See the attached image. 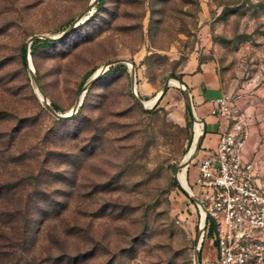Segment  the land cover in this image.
Returning <instances> with one entry per match:
<instances>
[{"label": "rangeland", "instance_id": "374dc122", "mask_svg": "<svg viewBox=\"0 0 264 264\" xmlns=\"http://www.w3.org/2000/svg\"><path fill=\"white\" fill-rule=\"evenodd\" d=\"M91 3L0 0V264H196L216 229L211 217L200 245L203 212L177 181L196 121L180 87L144 108L118 63L58 119L30 63L63 113L115 58L131 60L146 104L167 80L204 73L258 115L264 149V0H97L54 43H32L24 63L32 36L60 34ZM197 160L186 171L193 190ZM25 212L21 248L4 222L18 227Z\"/></svg>", "mask_w": 264, "mask_h": 264}, {"label": "built area", "instance_id": "2783aa9c", "mask_svg": "<svg viewBox=\"0 0 264 264\" xmlns=\"http://www.w3.org/2000/svg\"><path fill=\"white\" fill-rule=\"evenodd\" d=\"M238 98L225 92L211 100L219 138L196 164L195 191L189 187L215 221V264H264V177L256 174L257 161L245 156L251 131ZM208 217L202 214L200 245L210 231Z\"/></svg>", "mask_w": 264, "mask_h": 264}, {"label": "crops", "instance_id": "0c3cea01", "mask_svg": "<svg viewBox=\"0 0 264 264\" xmlns=\"http://www.w3.org/2000/svg\"><path fill=\"white\" fill-rule=\"evenodd\" d=\"M183 80L189 87L196 112L204 122V125L202 124V127L204 126V135L194 157H198V163V161L209 151V148L216 145L219 138V120L209 112L211 100L227 91H224L223 88L217 85H210L208 83V78L204 73L186 74ZM239 104L241 110L245 111L247 115L251 131L250 139L245 149V156L246 158H254L257 161L256 174L258 177L263 178L264 149L263 144L258 141V136L256 135V127L258 125L256 118H258V115L256 113H250V107H248V105H242L241 101H239ZM209 240L210 247L207 250H204V244L202 257L204 264H215L217 249L212 239L210 238Z\"/></svg>", "mask_w": 264, "mask_h": 264}, {"label": "water", "instance_id": "95a60500", "mask_svg": "<svg viewBox=\"0 0 264 264\" xmlns=\"http://www.w3.org/2000/svg\"><path fill=\"white\" fill-rule=\"evenodd\" d=\"M97 0H92V3L86 7L81 13H79L77 15V17L75 18V20L67 27V29H65L63 32H61L60 34L58 35H55V36H49V35H42V36H38V35H34L32 36L30 39H29V42L28 44L26 45V56L27 54L29 55V50H30V46L31 44L33 43L34 40L38 39V38H60L62 37L63 35L67 34L70 30H72L74 27H76L80 22H82L85 18L88 17L89 13L91 12V8L93 7L94 3L96 2ZM28 61V59H27ZM118 63H125V64H129L131 63L132 64V68L130 69L131 70V75H132V91H133V95L134 97L136 98V100L138 101V103L144 107V108H152L156 103L157 101L161 98L162 94L166 91L167 87L169 86L170 82L169 80H167L164 85H163V89L161 91V93L158 95L157 99H156V102L154 105L152 106H147L145 104V101L143 99H141L137 93V90H136V71H135V67L133 65V63L131 62L130 59L128 58H125V57H119V58H115V59H112L111 61L103 64L89 79L88 81L85 83L83 89H82V93L77 97L76 99V102L75 104L73 105V108L71 111L69 112H60L58 111L54 106L53 104L49 101V99L47 98V96L45 95L44 91L42 90L41 86H40V83H39V79L37 78V76L35 75L34 73V69L31 68L30 66V70L33 74V77H34V80H35V83L37 85V89L38 91L42 94V100H43V103L45 104L46 108L58 119H65L69 116H72L79 108V106L81 105L82 101H83V98H84V95H85V92L87 91V89L89 88V86L95 82L103 73H105L112 65H115V64H118ZM175 80L178 81L177 85L180 87L181 91L183 92L184 96H185V99H186V104L187 106L190 108V110L192 111L193 113V116L195 119H199V120H202L200 117H198L194 111V102H193V98H192V95H191V92L189 90V87L184 84L181 80L177 79V78H174ZM203 121V120H202ZM203 135H204V131H203V134L202 136L199 138V140L195 141V139L193 140L192 142V145H191V148L189 150V157L187 159V163L188 165L190 164V162L193 160V158L195 157L196 155V152H197V149L199 148L200 146V143H201V140L203 138ZM183 165V161L177 166V173L178 171L181 169ZM177 181L178 183L181 185V187L183 188L184 191H186L189 196L191 197V199H193L196 204H199L201 206V208L205 209L206 211V214H205V220L207 219L208 217V210L207 208L205 207V205L202 203V201L199 199V197H197L196 195H194L192 193V191L190 189H187L185 188L179 181L178 177H177ZM201 249V247L199 246V250ZM199 250H196V256L197 259H196V264H200L199 262V259H200V251Z\"/></svg>", "mask_w": 264, "mask_h": 264}, {"label": "trees", "instance_id": "16d2710c", "mask_svg": "<svg viewBox=\"0 0 264 264\" xmlns=\"http://www.w3.org/2000/svg\"><path fill=\"white\" fill-rule=\"evenodd\" d=\"M55 41H56L55 38H43V39L38 38L33 42L32 46L34 47V43L35 44L41 43V44L48 45V44L54 43ZM32 53H34V50H32ZM23 58H24V63L26 64L27 59H26V50L25 49L23 50ZM119 65L121 66L122 64H117L116 66H119ZM112 67H113V65L110 68H112ZM19 216H21L22 219L20 218L21 224L18 225V227L7 225V223L4 222L5 226H7L6 228H9V230H11V232L14 231L13 232L14 235L10 236V235H7L4 233L3 236L8 238L9 240H12L13 242H17L18 246L21 247L24 244L23 242H26V239H27V233L29 230L28 225H30L31 214L25 212V213H20ZM210 219H211V216L208 217V222L210 221ZM21 248H23V247H21ZM201 258H202V251L200 252V259Z\"/></svg>", "mask_w": 264, "mask_h": 264}, {"label": "bare ground", "instance_id": "6f19581e", "mask_svg": "<svg viewBox=\"0 0 264 264\" xmlns=\"http://www.w3.org/2000/svg\"><path fill=\"white\" fill-rule=\"evenodd\" d=\"M29 60H30V57H29ZM128 65H129V67H130V69H131V68H132V64L129 63ZM30 66H31V68H33V66H32L31 63H30ZM169 82H170V84H177V83H178V81L175 80V79H171V80H169ZM157 97H158V95H157V96H156L151 102H149V103H147V104H146V100H145V104H146L147 106H148V105H151V104L154 105L155 102H156ZM41 98H43V97H42V94H41ZM152 105H151V106H152ZM68 112H69V111H68ZM196 114H197V113H196ZM200 121H201L202 123H201ZM202 124L204 125V122H203L202 120L196 119V121H195V137H194L195 141L199 140L201 134H203L202 131H204V126L202 127ZM188 157H189V152L187 153V155H186L185 158L183 159V165H182L181 169L178 171V173H177V177H178L180 183H181L185 188L190 189L189 184H188V182H187V177H186V171H187V166H188V163H187V159H188ZM202 212H203L202 214H203V220H204V219H205V214H206L205 209L202 208Z\"/></svg>", "mask_w": 264, "mask_h": 264}]
</instances>
